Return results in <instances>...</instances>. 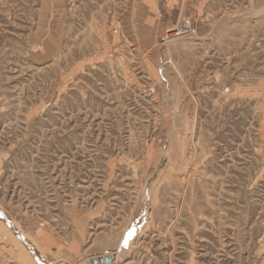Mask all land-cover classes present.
Masks as SVG:
<instances>
[{
  "label": "rangeland",
  "instance_id": "obj_1",
  "mask_svg": "<svg viewBox=\"0 0 264 264\" xmlns=\"http://www.w3.org/2000/svg\"><path fill=\"white\" fill-rule=\"evenodd\" d=\"M138 2L0 0V264H264V0Z\"/></svg>",
  "mask_w": 264,
  "mask_h": 264
},
{
  "label": "crops",
  "instance_id": "obj_2",
  "mask_svg": "<svg viewBox=\"0 0 264 264\" xmlns=\"http://www.w3.org/2000/svg\"><path fill=\"white\" fill-rule=\"evenodd\" d=\"M139 1L135 8L139 10L138 15L135 19L136 26L134 29L130 26L131 20H129L128 32L132 34L131 38L138 40L140 45H144V43H148L151 40L152 36L157 32L160 33V38L162 37L163 27L160 25V28L157 30L153 27L148 28L147 24L151 21L152 17H156L158 13H165V19H170L176 17V10L179 5L180 0H137ZM150 18V20H149ZM154 24V22H153ZM150 29V30H148ZM127 30V29H126ZM47 256L53 260V262L61 263V264H71L69 260L72 258V252L68 251L64 248H59L56 251H49ZM86 261L85 263H87Z\"/></svg>",
  "mask_w": 264,
  "mask_h": 264
},
{
  "label": "built area",
  "instance_id": "obj_3",
  "mask_svg": "<svg viewBox=\"0 0 264 264\" xmlns=\"http://www.w3.org/2000/svg\"><path fill=\"white\" fill-rule=\"evenodd\" d=\"M195 32L196 30L193 28L191 19L182 18L175 28L167 31V35L173 33H179V35H187ZM152 93L156 94V91L153 89Z\"/></svg>",
  "mask_w": 264,
  "mask_h": 264
},
{
  "label": "water",
  "instance_id": "obj_4",
  "mask_svg": "<svg viewBox=\"0 0 264 264\" xmlns=\"http://www.w3.org/2000/svg\"><path fill=\"white\" fill-rule=\"evenodd\" d=\"M36 258L39 260V262L40 261L42 262V260H43L38 254H36ZM115 259H116L115 255L112 254L105 259L104 258H95L87 264H113Z\"/></svg>",
  "mask_w": 264,
  "mask_h": 264
},
{
  "label": "bare ground",
  "instance_id": "obj_5",
  "mask_svg": "<svg viewBox=\"0 0 264 264\" xmlns=\"http://www.w3.org/2000/svg\"><path fill=\"white\" fill-rule=\"evenodd\" d=\"M173 64V63H172Z\"/></svg>",
  "mask_w": 264,
  "mask_h": 264
}]
</instances>
